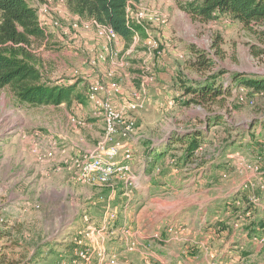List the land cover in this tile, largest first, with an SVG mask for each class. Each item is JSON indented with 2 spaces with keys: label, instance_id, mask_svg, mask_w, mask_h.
Instances as JSON below:
<instances>
[{
  "label": "rangeland",
  "instance_id": "rangeland-1",
  "mask_svg": "<svg viewBox=\"0 0 264 264\" xmlns=\"http://www.w3.org/2000/svg\"><path fill=\"white\" fill-rule=\"evenodd\" d=\"M26 1L41 21L72 22L68 14H58L55 1L47 5L52 10L44 7L46 0ZM141 9L157 13L161 18L159 22L147 21L143 30V39L149 37L159 42L156 51L140 48L137 41L134 45H118L117 57L107 56L102 62L100 56L104 53L95 51L97 40L106 47L112 43L99 36L94 28L84 29L82 25H78L75 37L67 42L57 30L48 31L43 40L32 39L31 51L43 75L57 85L76 84L69 105L32 108L18 103L7 89L0 90V169L5 174V183L12 175L18 176L16 185H5L7 194L0 196V223L20 226L24 234L22 248L8 252L14 257H30L35 251L34 238L41 235V243L49 245L41 248L43 260L34 264H225L222 262L226 252L220 247L224 241L218 243L221 241L218 230L212 241L209 222L201 221V214L206 201L229 192L234 187L231 179H237V173L241 172L236 154L240 151L227 157L223 149L242 141L246 143L240 152L242 157L254 160L258 156L259 145L249 137L264 132L259 125H253L264 117V93L246 89L240 100L239 90L233 88L224 100L202 106L191 102V95L180 97L183 84L197 77L186 62L191 57L188 45L195 43L209 49L218 40L223 52L220 65L228 73L259 79L264 77V37L249 33L222 16L200 23L180 10L175 0H140L136 6H130L129 16ZM177 54L185 56L184 59H179ZM165 56L172 57L174 69L171 83L162 91H174L179 97L173 99V107L167 108L161 106L163 99L154 98V88L148 89L144 109L134 116V137H138L135 153L139 159L144 162L148 153L156 156L167 144L163 137L170 132L185 133L193 127L205 130L210 112L220 115L224 122L207 131V138L189 161L182 160V149L167 153L159 165L160 171L151 174L153 181L145 192L120 191L111 195L110 200L107 195L97 201L98 195L106 193L97 189L106 188L86 186L74 179L73 172L83 157L71 156L70 162L63 160L67 144L76 142L77 133L83 134L88 123L84 114L90 106L86 99L88 86L94 81L109 82L107 74L112 72L113 81L122 90L117 95L118 101L131 98L134 91H139L147 73L155 77L152 85L159 82L158 75L165 71L160 70L157 60ZM107 63L109 70L105 67ZM11 132H15V138H7ZM12 139L14 142L8 145ZM48 140L54 143L53 156L45 159L34 150L36 143L47 144ZM12 145L15 154L6 162L5 155L10 153ZM35 165L37 175L31 176L36 185L30 186L27 177ZM202 169L206 171L197 181L203 178L202 182L195 184V177ZM109 185L119 187L117 180ZM249 191L250 198L259 201L254 205H260L264 189L253 183ZM87 194L91 195L88 199ZM247 203L252 202L247 199ZM169 227L173 228V234ZM79 246L89 250L88 263L76 259L75 249ZM260 253L240 257L229 264H264V251Z\"/></svg>",
  "mask_w": 264,
  "mask_h": 264
},
{
  "label": "trees",
  "instance_id": "trees-1",
  "mask_svg": "<svg viewBox=\"0 0 264 264\" xmlns=\"http://www.w3.org/2000/svg\"><path fill=\"white\" fill-rule=\"evenodd\" d=\"M140 0H65L67 11L82 19L94 20L98 25L110 28L125 43L135 35L143 36L141 27L128 21V5ZM180 10L200 23H208L219 16L231 19L249 33L264 37V0H175ZM48 30L39 25L36 10L26 0H0V90L7 89L20 104L28 107L45 105H69L76 84L61 86L47 79L40 70L31 51V41L43 40ZM190 58L186 61L197 77L183 84L180 97L191 95V102L210 105L231 95L233 88H244L254 93H264V77L248 79L244 75L228 73L221 65L223 52L216 40L209 49L189 46ZM213 51V52H212ZM228 77L226 78V75ZM205 130L193 127L189 132H171L167 144L156 154L163 158L170 151L183 150L182 160L194 157L207 131L222 125L223 118L210 112ZM264 129V117L255 121ZM155 162V161H154ZM264 226V223L260 224ZM24 234L20 226L0 223V264H34L43 260L41 235L34 238L35 251L28 258H18L8 252L22 248ZM51 249L46 251L50 252Z\"/></svg>",
  "mask_w": 264,
  "mask_h": 264
},
{
  "label": "built area",
  "instance_id": "built-area-1",
  "mask_svg": "<svg viewBox=\"0 0 264 264\" xmlns=\"http://www.w3.org/2000/svg\"><path fill=\"white\" fill-rule=\"evenodd\" d=\"M54 1L57 5L66 9L65 0H46V5L44 7L47 8V5H51ZM130 6L132 5L129 4L126 10L128 21L141 27L142 30H145V23L147 21L159 22L161 19L157 13H148L142 9L136 10L135 14L130 17ZM48 9L52 10V8L49 7ZM55 9L57 10V8ZM57 12L60 14L59 11ZM71 20L72 22L70 23H62L60 21H41V18H38L40 27L46 28L48 31H59L60 37L65 42L75 37V29L78 25H82L84 29H89L90 27L94 28L99 36H104L114 46H116L117 42L120 40L114 31L110 28L98 25L94 20L82 19L78 16H75V18ZM49 23L51 25H49ZM138 40L139 36L135 35L133 37V43L135 44ZM142 46L147 51H156L159 48V42L146 37ZM107 56L117 57L116 49L105 51L104 54L100 56V60L105 62ZM177 57L179 59H184L185 56L177 54ZM149 64L153 65L152 63ZM112 76V72L107 74V79L109 80L107 83L103 84L99 81H94L88 86L86 99L92 106L96 115L102 120L104 132L100 143L83 157L81 163L76 165V171L73 173L75 181L86 186H105L109 185L112 180H117L122 185V190L128 193L140 189L138 173L133 169V161L136 159L134 141L136 128L134 116L144 109L148 89L154 83L155 77L151 73H147L140 85L139 91H134L133 94H131V98H128L120 106L116 107L112 103V98L121 95L122 90L121 87L113 81ZM237 90H239V99L242 100V93L246 90L240 87L237 88ZM167 104V106L172 107L174 103L171 100ZM34 152L45 159L52 158L53 156L52 148L42 142L35 144ZM238 160L239 167L246 173L255 175L259 180L258 185H260L261 189H264V173L262 171V163H264V140L260 142V153L253 161H248L240 155ZM159 171V165H154L153 172L158 173ZM252 185V182H245L242 185V190H248ZM249 200H251L252 203L250 204L253 206H256L254 204L259 202L251 198H249ZM111 217H113V215H111ZM168 231L172 233L173 228L169 227ZM251 241L258 245H264V237L262 236L254 235ZM74 255L78 260H82L85 263L89 262V250L82 248V246L75 249Z\"/></svg>",
  "mask_w": 264,
  "mask_h": 264
},
{
  "label": "crops",
  "instance_id": "crops-1",
  "mask_svg": "<svg viewBox=\"0 0 264 264\" xmlns=\"http://www.w3.org/2000/svg\"><path fill=\"white\" fill-rule=\"evenodd\" d=\"M136 5L137 4H133L132 6H136ZM57 11H59V13L62 15H64L65 13H66V15L68 14V16H70L68 18H71V19L75 18V16L71 15L67 11V9H64V7H60L59 5H57ZM224 18H226V17H224ZM143 38H145V37H143L142 35L139 36L138 41L140 42V48H143V46H142V44L144 42ZM100 44H101V42H99L97 40V43H96L97 47H96L95 51L98 52V54L104 53L107 50L116 49L118 45H120V46H123V44L126 46H128L130 44L134 45L133 39L128 44L120 39L117 42L116 46H114L112 44V46L109 45L106 47V46H104L102 44L100 45ZM192 45L199 47V48H202L195 43ZM189 46H191V44L188 45V48H189ZM93 47H94V45H92V48ZM171 58L169 56L168 57L165 56L162 58L161 61L159 59L157 60V63L159 64L158 67H160V70L165 71V73H163V74L160 73L158 75L159 76L158 77L159 82L155 83L154 85L151 86L152 88H154V91H155L154 98H156V96H158V97H160L161 100L163 99L164 102L161 106H164L167 108H171V107L167 106L168 105L167 103L169 101H171V100L173 101L174 98L179 97V94L174 92V91H170V92H166V93L163 92L166 88L165 86H168V84L171 83L170 78H171V74H173V69H174ZM148 60L149 59H147V61ZM100 66H101V63L99 64V67ZM105 67L107 70H109L108 69L109 68L108 63L105 64ZM117 97H120V96H116V97L112 98V103L116 107L120 106V104L124 103V101H126L128 99V98L125 100L121 99V101L119 102L118 101L119 99ZM173 103H175V102L173 101ZM173 106H174V104H173ZM90 109H92V111H93L92 113H91ZM84 114L87 116L86 120L88 121V123L85 125V127L83 129L84 133L80 135L78 132L76 142H72V145H70V146H68V144H69L68 141L70 140L69 139L70 137L68 138V141H66V143H68L67 149H65V155H64L63 160H68L70 162V161H72V158H70L71 156L79 157V158L84 157L86 154H88L90 151H92L96 147V145H98L100 143V141L102 140L103 132H104V124H103L102 120L100 119V117H98L96 115V113L93 110L91 105L86 109V111H84ZM135 116H139V112ZM259 127L262 128L261 126H259ZM262 130L264 131L263 128H262ZM9 136H13L15 138L16 137L15 132L9 133L7 138H9ZM166 136L168 137L169 135L167 134ZM166 136H164L163 139L167 138ZM137 138L138 137H134L136 147H137V145H136L137 144V140H136ZM243 138H245V136ZM249 138H251V142H253L254 144H258L259 149H260V142L264 140V132L261 135L259 133H254ZM10 142H14V140L12 139V140L8 141V145H10ZM241 142L242 141H240V142L235 141L233 143L228 144L227 148L223 149V152H227L226 153L227 157H230V155H232V153H235V151H240L242 153L244 151L242 149H244L246 143H241ZM53 144L54 143H52L50 140H48L47 145H49L51 148H53V146H52ZM3 147L5 149L7 146H3ZM14 148L15 147L12 145L10 148V153L5 155V159L7 160L6 162H9L12 160V158L14 156L13 154H15ZM240 152H237L236 154L241 156L242 154ZM259 153H260V150L257 154H259ZM135 157H136V159H134V161H133V169L138 173L141 191L144 190L143 192H145V188H149V185L153 181L152 180L153 178L151 175V174H155L153 172V166L154 165H160L163 158L154 160L155 155L148 153L146 155V157L144 158V162H142V160L139 159L140 158L139 155L136 154ZM255 157H254V159H255ZM248 161H253V160H248ZM12 169L13 168L11 167L10 170H12ZM37 171H38V168H37V165H35V169H33L32 173L27 177V180H29V182H30L28 185H30V186L36 185L35 178H33L31 175L32 174L37 175ZM204 171H206V169H202L198 173V175L195 177L196 178L195 184L202 182L203 178L199 182H197V181H198V178L204 174ZM262 171L264 173V163H262ZM142 174L144 176H142ZM237 174H238L237 179H235V180L231 179V182L234 185V187H232L229 190V192H227L225 194L215 195V196L209 198L206 201L207 202L206 203V209L203 210L202 214H201L203 216L201 218V221L209 222V225H210L209 232L211 231L210 235L211 236L215 235L216 230H218V234L221 236V241H218V243L224 241V244L220 245V247H224L223 248L224 252H226V253H224L225 254V256L223 258L224 261L222 262L225 264H229L230 262L233 263L234 260H238V259H240V257L247 258V257L257 256V255L261 254L260 253L261 251H264V245H258V244L251 241V238L254 235L264 237V226L260 225L261 223H264V191L262 192V195H261V204L256 205L257 207L255 209H253L255 206H253V205L251 206V205H249V203H247V199L249 200V198H250V195H249V192H250L249 189L250 188L248 190H242V185L248 181L258 185L259 180L255 177V175L250 174V173H246L242 169H241V172H239ZM147 175H149V176H147ZM17 177L18 176H16V175H12V177L10 178L8 183H5V180H4L5 174H3L1 169H0V196H5L7 194V190L5 188V185L8 184L11 187L16 185V178ZM31 178H33V179H31ZM142 179H144L143 182H142ZM141 184H144V187ZM102 188H106V189H102V190L97 189V191H104L105 190L106 195L105 194L104 195L103 194L98 195L99 198L97 201L102 200L103 199L102 196L106 197L107 195H109L108 199L110 200L111 195L117 194L116 192L123 191L122 185L120 183H119V187H116V186L113 187L112 185H105ZM18 190H19V188H18ZM93 191L96 192L95 193L96 195L99 194L96 190H93ZM87 196H88L87 197V199H88V198H90L89 196H91V195L87 194ZM242 197L245 199H244V201H241V203H240V200H242ZM238 204H240V205H238ZM174 238L177 239V237H174ZM211 239H212V241L214 240L213 236L211 237ZM189 240H191V242L193 241L191 238ZM237 255H241V256H237Z\"/></svg>",
  "mask_w": 264,
  "mask_h": 264
}]
</instances>
